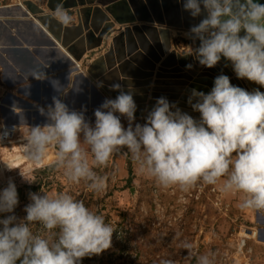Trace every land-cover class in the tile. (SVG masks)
Wrapping results in <instances>:
<instances>
[{
    "label": "clouds",
    "instance_id": "obj_1",
    "mask_svg": "<svg viewBox=\"0 0 264 264\" xmlns=\"http://www.w3.org/2000/svg\"><path fill=\"white\" fill-rule=\"evenodd\" d=\"M201 4L207 16L190 29L192 38L199 40L194 50L199 64L212 68L226 58L238 78L264 86V5L253 0H185L183 6L197 17ZM54 12L63 26L71 24L63 0ZM41 75L45 78L38 70L33 76L43 79ZM112 88L119 95L95 110L94 126L83 112L70 110L53 97L54 106L47 113L40 110L49 123L30 128L28 158L39 163L46 149L55 145L56 166L65 170L69 181L85 180L90 190L100 191L105 178L90 167L88 151L93 164L100 167L127 148L140 170L162 187L178 185L187 190L198 181L215 185L223 180L221 191L245 195L242 207L264 210V92L234 86L221 74L207 94L192 90L188 103L200 113L198 120L160 97L146 123L133 127L137 105L131 90L124 91L119 83ZM120 116L129 121L127 128ZM30 198L23 221L17 223L15 216L0 220V264H16L21 257V264H81L83 258L111 248L115 229L83 201L67 193H32ZM17 204L16 186L9 182L0 192V213L13 212ZM37 221L46 235L33 234L30 224ZM185 248L190 252L192 245L186 243ZM196 261L212 264L207 254L197 256ZM161 264L174 262L162 260Z\"/></svg>",
    "mask_w": 264,
    "mask_h": 264
},
{
    "label": "rangeland",
    "instance_id": "obj_2",
    "mask_svg": "<svg viewBox=\"0 0 264 264\" xmlns=\"http://www.w3.org/2000/svg\"><path fill=\"white\" fill-rule=\"evenodd\" d=\"M19 1L26 0H0V6ZM3 53L0 49V60ZM8 95L0 77V105ZM2 120L0 106V127ZM121 123L125 128L129 125V121ZM17 129L12 138L0 137V192L12 182L18 194L14 211L0 213V220L15 216L17 223L23 221L32 193H67L102 215L115 229L111 248L83 258V264H161L162 260L197 264L196 257L205 254L212 264H264V231L259 230L264 227V210L242 207L245 195L221 191L223 180L215 185L198 181L187 190L178 185L165 188L140 170L127 148L115 152L107 165L100 167L93 164L89 150L90 167L105 178V187L92 191L87 181L71 182L65 170L56 166L57 147L50 145L39 163L30 160L25 151L30 129ZM10 130L5 124V133ZM30 227L34 235H46L40 222ZM243 236L250 239L241 248ZM186 243L192 245L190 252Z\"/></svg>",
    "mask_w": 264,
    "mask_h": 264
},
{
    "label": "crops",
    "instance_id": "obj_3",
    "mask_svg": "<svg viewBox=\"0 0 264 264\" xmlns=\"http://www.w3.org/2000/svg\"><path fill=\"white\" fill-rule=\"evenodd\" d=\"M27 1V0H26ZM25 1V2H26ZM39 7L43 8L45 11L50 12L46 8L45 0L43 3L36 0H31ZM122 0H117V2ZM150 3L153 4L154 0H148ZM134 4V12L130 11L131 14L138 18L146 19L152 18V13L149 8V4L147 0H135ZM95 5H84L81 8H92V12ZM159 6V5H158ZM15 7V8H12ZM100 7V6H99ZM100 9H104V7H100ZM160 9V8H159ZM76 9H72L68 11V13L72 17V22L69 26H76L78 24L77 16L75 13ZM162 14V10H159ZM0 13L5 15L6 17L0 16V46L1 51L4 53L2 54V61L0 70V77L2 83L6 86L7 92L13 95L15 98L22 99L28 103H31L39 108V110L33 111V114H36V125H27L24 123L27 119V113L24 111H20L17 107L14 108L15 113L9 115V121L15 123L14 127L16 131V127L19 129H30L35 126H44L48 123V118L46 114H41V109H44V112L47 113L49 106H54L53 104V97L58 98L60 95V100L65 103L70 110H75L77 112H83L86 121L93 125L95 124V115L94 112L96 109L100 108L102 105V98L104 99H112L106 92L103 90V85L98 80L106 78L107 81H113L122 83L121 81L124 79L122 77L120 70H118V63L112 67L110 71H106L102 73L100 68L96 69L93 73L89 74L86 70L93 59H95L100 54L104 53L109 43L111 42V38L118 34L119 28H121L114 20L113 17L110 16V20H112L114 24V32L110 34L108 42L103 43L100 48L94 49V51L86 50L81 57L80 61H75L73 57L66 51V47L62 46L60 42L55 40L53 35L48 32L44 27H42L35 18L27 15L25 10L20 7L19 5H12V6H5L0 7ZM136 13V14H135ZM19 14V15H18ZM51 14L55 18V12H51ZM10 17V18H9ZM94 18L95 22H99V26H103L106 24L105 17L99 13L91 14L90 21L88 24V29H85L83 25H80L81 33L75 34L74 31H69L68 37L70 42L67 43V47L69 48L81 38H83L89 30L91 26V20ZM175 18V17H174ZM171 20V18H170ZM171 22V21H170ZM56 27H59L56 22H54ZM137 25H150V26H157L155 23H146L143 22H136ZM54 29V27H52ZM63 31V26H60ZM179 32V35L176 34ZM188 31L180 30L178 31L174 27L170 28V37H171V48L175 49L177 53L183 54H192L196 49L194 42L190 41L187 37ZM165 38L160 36V34H156V42L158 45H162ZM133 43L136 46V51L131 54V56H125L124 60H128V58L132 59V62L128 65L127 70L128 74L131 78L128 79L131 82H135L139 79H133L134 74L133 72L139 71L142 72V68L140 64L146 65L153 64V62L146 56L143 55L139 49L138 42L136 38H133ZM86 44V41L82 43V46ZM122 47L124 51V42L122 41ZM124 53V52H123ZM140 54L139 59L135 60V54ZM125 55V54H124ZM168 53H165L164 56L160 57V61L154 63L155 70L154 75L150 79H144L143 81L146 82L150 80V85L146 87H123V89L131 90L133 94V99L137 106H141L142 103L138 102L141 101L140 98H147L146 101L143 103L144 106H148V94H141L140 90L145 88L152 89L153 83L156 80H160L163 83H184L178 85H162L160 86L161 89H175L178 92L171 93L176 94L177 99L168 100L170 103L181 104L182 107H179L180 110H185L186 112H191L193 115L199 114L197 111H189L183 107L191 106L187 102L191 94H187V91H191L195 89L196 91H200L201 89H207L208 92L211 91L212 87L214 86V81L212 86H206L202 83H197L195 80H211L209 77H200L199 75L202 74L203 70L207 68L206 66L190 64V79H178V78H169L165 77L162 79H156L155 74L157 69L159 68L160 64L165 62ZM114 60V56H112ZM179 60L174 58V62L171 64H167L169 67L166 70H175L176 68H181L179 65ZM117 61V58H116ZM76 63L79 67H77ZM105 63H103V67ZM41 70L44 73L45 78L41 75L43 79H36L33 75L36 71ZM182 73H164L165 76H182V74H186L185 69L182 66L181 69ZM97 77V78H96ZM231 78V77H229ZM193 84L194 88H190ZM122 85V84H121ZM110 88V87H109ZM95 89V90H94ZM151 92V90H150ZM160 94H165L162 92ZM13 97V98H14ZM186 98V101H182V99ZM11 99V98H9ZM12 103H16L14 100H11ZM157 101V99H156ZM196 101L193 100V103ZM173 110V109H172ZM137 112V111H136ZM193 117V116H192ZM194 119H199L196 116L193 117ZM147 117H135L133 122L138 124H145ZM125 121H128L126 117H124ZM2 121H5L3 119ZM122 121V120H121Z\"/></svg>",
    "mask_w": 264,
    "mask_h": 264
},
{
    "label": "water",
    "instance_id": "obj_4",
    "mask_svg": "<svg viewBox=\"0 0 264 264\" xmlns=\"http://www.w3.org/2000/svg\"><path fill=\"white\" fill-rule=\"evenodd\" d=\"M135 0H122L117 2V0H63L64 7L67 9V11H71L72 9H76L75 13L77 16L78 24L76 26H63L61 23L58 22L56 18L51 14V12H54V9L57 5V3H60L61 0H47L46 2V8L50 11L47 12L43 8L39 7L37 4L32 2L31 0H27L25 2L26 6V13H30L32 15V18H35L36 21L44 27L48 32H50L55 40L61 43L62 46L66 47V51L73 57V59L77 62L81 60L82 55L86 50L88 51H94L96 48H100L103 43H107L110 33L114 31V22L110 20V16L114 18L115 22L121 27L118 30V34L116 36H113L111 38V42L109 43V46L107 50L97 56L95 59L92 60L90 65L87 68V72L89 74H94L93 72L100 68L102 70V73H105L106 71H110L116 63H118V70L121 72V76L124 77V79L121 81L123 87H146L150 85V80H147L144 82V79H150L154 75L155 66L154 63L160 61V57L164 56L165 53H168V56L166 57L165 62L163 64H160L159 68L157 69L158 72L155 74L156 79H162L165 77L169 78H178V79H190V64H194L196 66L199 65V61L197 60L194 53L192 54H186L184 52L183 54L177 53L175 49L171 48V37H170V28L174 27L178 31L185 30L188 31L187 37L192 42H194L195 47L197 48L199 46V40H194L192 38V34L190 33V29L194 25H198L204 18L207 16L206 10H204L203 5L201 4V14L197 17H192L190 12L184 9V3L185 0H154L153 4L150 3V1L147 0L148 6L152 13V18H146L141 19L135 17L136 15H132L130 11L134 10V2ZM243 2V0H242ZM254 3H259L261 5H264V0H253ZM93 12L92 8H81L84 5H95ZM159 5V6H158ZM104 7V9H100V7ZM162 10V14L160 13V9ZM134 12V11H133ZM99 14L103 17H105L106 24L103 26H99V22H95L94 18L91 20V26L89 27L91 30L86 32L85 36L81 38L79 41H77L75 44L70 46L69 48L66 46L67 43L70 42V39L68 37L69 31H74L75 34L81 33L80 25H83L85 29H88L89 19L91 17V14ZM136 14V13H135ZM28 15V14H27ZM175 17V18H174ZM171 18V20H170ZM54 22L58 24L59 27H56L54 25ZM155 23L157 26H150V25H137L136 22L142 23ZM171 21V22H170ZM63 26V31L61 29L60 32V26ZM54 27V29H52ZM81 29V30H80ZM156 34H160V36H163L165 38V41H163L162 45H158L156 42ZM176 34L179 35V32ZM245 33L242 30L240 35L243 36ZM133 38H136L139 49L143 55H146L153 64H146L143 65L140 64L142 68V72L136 71L133 72L135 75L133 79H139L135 82H131L128 79L131 77L128 74L127 67L132 62V59L134 58H128V60H124L125 56L128 57L131 56L133 52H135L136 46L133 43ZM86 41V44L84 47L81 45L83 42ZM122 41L124 42V51L122 47ZM124 52V53H123ZM140 53V54H141ZM125 54V55H124ZM140 54H135V60L139 59ZM114 56V60L112 58ZM117 58V61H116ZM174 58L180 59L179 65L181 68H176L175 70H166L169 67L167 64H171L174 62ZM103 63H105V66L103 67ZM185 69L186 74H182V76H165L164 73H182L181 69ZM227 75L230 78V82L234 86H238L240 88H243L247 91H253L256 89H259L261 92H264V86H260L256 84L255 82L249 81L246 78L241 79L238 78L232 68L231 62L226 60V58H221L220 62L212 68H205L200 74V77H209L211 80H195L197 83H202L206 86H212L215 78L219 75ZM191 75V74H190ZM97 78V77H96ZM100 83H102L103 90L110 96V98L115 99L119 95V90H113L112 85L119 83L115 80L107 81L106 78L99 79ZM120 84V83H119ZM178 84H184V83H163L160 82V80H156V82L153 83V88L148 89L145 88L143 90H140L141 94H150L149 99L147 101L148 106H144V102L147 98H140L141 101H138L142 103L141 106H137V112H135V117H147L153 107L156 104V99L160 97H165L167 100H173L177 99L176 93L178 92L175 89H166L163 90L160 88L162 85H178ZM190 88H194L193 84ZM110 87V88H109ZM95 90V89H94ZM124 91H129L127 89H123ZM151 90V92H150ZM162 92H165V94H160ZM201 92H204L205 94L208 93L207 89H201ZM191 91H187V94H191ZM14 96L9 94L8 99H3L1 103V112L2 117L5 119V124L7 127L13 129L15 123L12 121H9V115L14 114L15 110L14 108L20 109V111H24L27 113V119L24 121L27 125H36V114H33V111L39 110L38 107L35 105L28 103L22 99L13 98ZM11 98V99H9ZM60 99V95L58 97ZM11 100H14L16 103H12ZM106 99L102 98V104L105 102ZM186 101V98L182 99V101ZM188 102V101H187ZM6 103V104H5ZM170 103V102H169ZM173 104V103H170ZM176 107H182L181 104H178ZM189 111H192L193 108L191 106L183 107ZM180 109V108H179ZM175 111V108L173 109ZM183 113H187L190 116H196L199 117L200 113L197 115H193L191 112H186L185 110H181ZM49 123V121H48ZM264 231V228L262 229Z\"/></svg>",
    "mask_w": 264,
    "mask_h": 264
},
{
    "label": "built area",
    "instance_id": "obj_5",
    "mask_svg": "<svg viewBox=\"0 0 264 264\" xmlns=\"http://www.w3.org/2000/svg\"><path fill=\"white\" fill-rule=\"evenodd\" d=\"M23 2L25 4V1H22V2L19 1V3H17V5H19L20 7H22L26 11ZM11 5H13V4H11ZM5 6H10V5H2L0 7H5ZM27 14L30 15V13H27ZM76 65H77V67H79L77 63H76ZM116 115H120V114L119 113H116ZM120 119L123 120L124 119V116H120ZM6 133H8V134H6ZM6 133H5V124L3 122L2 123V126L0 127V137L2 139L12 138L14 136V134H15V128L11 129L10 131H8ZM52 146L54 148L56 147L55 145H52ZM257 212H260V211H257ZM263 228L264 227L260 228L259 230H262ZM251 233H253V230H251ZM247 239H250V238H247V237L243 236L242 243H241V245L239 247H241V248L245 247Z\"/></svg>",
    "mask_w": 264,
    "mask_h": 264
},
{
    "label": "trees",
    "instance_id": "obj_6",
    "mask_svg": "<svg viewBox=\"0 0 264 264\" xmlns=\"http://www.w3.org/2000/svg\"><path fill=\"white\" fill-rule=\"evenodd\" d=\"M21 260V259H20ZM21 262V261H20ZM16 264H19V260L16 261ZM81 264H83V260H81Z\"/></svg>",
    "mask_w": 264,
    "mask_h": 264
},
{
    "label": "bare ground",
    "instance_id": "obj_7",
    "mask_svg": "<svg viewBox=\"0 0 264 264\" xmlns=\"http://www.w3.org/2000/svg\"><path fill=\"white\" fill-rule=\"evenodd\" d=\"M8 134V133H7ZM264 216V215H263ZM263 220V219H262ZM264 239V237H262Z\"/></svg>",
    "mask_w": 264,
    "mask_h": 264
}]
</instances>
